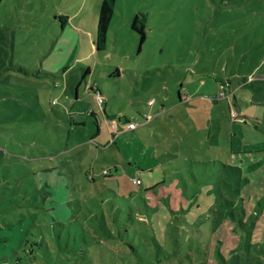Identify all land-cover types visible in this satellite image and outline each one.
<instances>
[{"label":"rangeland","instance_id":"rangeland-1","mask_svg":"<svg viewBox=\"0 0 264 264\" xmlns=\"http://www.w3.org/2000/svg\"><path fill=\"white\" fill-rule=\"evenodd\" d=\"M100 3L0 0V264H115L118 259L113 256L124 251L103 243L114 255L88 253L87 237L93 241L96 234L82 229L53 233L59 239L35 237L50 223L54 231L58 227L50 210L44 209V183L39 194L34 188L45 176L43 170L62 175L63 167L71 164L78 189L85 183L96 194L97 183L110 185L119 175L129 179L138 173L145 187L151 184L150 174L152 182L161 180L176 171L177 164L183 165L182 159L204 157L203 179L195 181L196 190L209 193L203 199L211 209L203 214L214 215V208L224 215L238 201L243 176L241 171H215L220 167L212 162L220 155L218 149L249 150L264 163V0H116L106 50L95 52ZM59 15L69 16L63 29ZM136 15L144 18L146 37L141 45L131 27ZM200 73L211 79L194 76ZM233 93L236 115L231 117L228 98ZM161 107L167 113L155 119ZM142 109L144 116L138 114ZM123 117L132 118L136 127L125 130ZM71 121L84 124L75 129ZM83 152L90 155L80 159ZM126 157L139 162L140 169H126ZM115 161L120 167L115 177L99 176ZM148 161L159 171L143 172ZM6 166L15 174L11 192L2 185ZM84 169H92L94 181L87 182ZM18 212L21 223L15 220ZM262 212L260 204L250 215L259 218ZM135 215L125 225L145 240L149 225ZM205 220L203 215L207 232L211 221ZM197 223L198 219L189 233ZM120 227L113 226L114 231ZM231 229L236 233L233 229L238 227ZM130 233L122 235L123 240H132ZM160 253L155 258L143 250L136 264H167ZM183 254L179 251L173 262L181 257L187 264Z\"/></svg>","mask_w":264,"mask_h":264},{"label":"trees","instance_id":"trees-1","mask_svg":"<svg viewBox=\"0 0 264 264\" xmlns=\"http://www.w3.org/2000/svg\"><path fill=\"white\" fill-rule=\"evenodd\" d=\"M115 6L116 0H101L93 39L95 52L106 50L107 33ZM58 19L62 29L65 28L69 16L59 15ZM143 21L144 18L140 20L139 16L136 15L131 24L132 29L139 35L140 45L146 37ZM24 71L29 73L26 69ZM115 74L120 76L118 68ZM200 74L194 76L211 79L208 73ZM236 98L235 93L228 98L231 101L228 102L231 117L236 115L232 107L236 104ZM90 114L95 115L93 112ZM124 122L127 124L131 121L124 118ZM97 123L95 120L96 126H98ZM83 124L82 122L71 121L70 125ZM212 136H214L213 133ZM218 150L220 155H217L212 161L214 165L220 164L218 169L214 167L215 171L224 175L229 171L236 174L241 171L243 176L240 178L242 183H238V201L232 205V208L227 209L224 215L219 213V209L214 208L211 210L214 211V215L203 214L205 210L211 209V205L208 206V200L203 199V195H209V193H206L201 187L196 190L195 181H202L203 179L205 173L203 164L206 163V160H203L204 157H194L195 159L186 162L183 170L181 168L169 177L164 179L161 177V180L153 181L149 186H141V188L134 187L133 181V185L131 182L126 184L129 181H121L122 176L119 175L109 183L110 185L103 183V181L97 183L96 194H92L93 191L89 190L85 183H82L78 189L75 177H72L74 174H72L71 164H66L63 169L66 173L69 172L70 176H67L63 169V176L60 173L51 174V172L43 170L45 176L40 182L36 181L37 186L35 185L34 188H36L37 194L42 191L40 183L43 182L47 189L44 194V209L50 210L48 215L52 217V221L58 227L57 231H54L53 224L50 223L51 229L47 227L45 232H38L35 237H39L41 240H44L45 236L49 239H59L60 235L53 233L59 234L62 232L61 229H65L68 234L79 233L82 229L88 235L96 234L93 241L87 237L90 244L88 253L98 254L102 258L105 256H102L101 253L114 255L111 247H103V243H112V246L123 248L124 251L120 253V257L113 256L118 259L115 264H136L140 259L139 253L143 250H146L147 254L152 253L153 255L158 252H161L160 255L164 253L163 261L167 264H176V261L177 264L179 261L180 264H186V261L183 262L181 257L173 262L179 251L186 254L187 264H245L247 261L264 264V226L263 228L260 226L264 223V212L259 218L257 215L255 217L250 215L253 214V208L260 206V204L264 207V166L262 167L264 163L257 161L258 155L249 150L236 152L224 148ZM223 154L227 155L224 159L220 158ZM261 156L264 157V154ZM3 168L5 170L2 173L4 179L2 185L6 186L10 192L14 191L15 182L12 183L11 178L15 174L8 166ZM92 173L89 170L81 172L87 182L95 180ZM116 173L118 171L114 168L112 170L107 169L105 172L102 171L99 176L113 178L114 175H117ZM149 177L152 181L151 175ZM167 179L168 183H166ZM243 181L247 185L243 184ZM211 184V193L216 195L215 186L212 182ZM30 185L28 186L29 189L32 188ZM16 190L19 191L20 188ZM135 212L149 225L144 232L145 240L125 225L126 220L134 221ZM203 215H205L206 220L211 221L207 222L209 226L207 232L202 228L205 226L201 222ZM21 219L22 217L18 212L15 220L17 223H21ZM196 219L199 221L197 223L198 228L189 233L188 229L191 226H196L194 224ZM115 225L121 227L114 231L113 226ZM234 225L238 227L237 230L233 229L236 233L231 229ZM121 230L124 232L122 233ZM129 232H131L132 240H123L122 235L129 234ZM198 236L205 237L208 245H204L205 241ZM150 242L152 243L151 246ZM179 243L182 246L179 247ZM139 244L140 246H138ZM193 245H201L205 248L194 247ZM236 249L242 250L243 255H239ZM34 252V250L31 251V254ZM216 255L218 260H215L214 256ZM36 257L35 254L31 256V259ZM146 261H150V258L148 257ZM160 262H162L161 258Z\"/></svg>","mask_w":264,"mask_h":264},{"label":"crops","instance_id":"crops-1","mask_svg":"<svg viewBox=\"0 0 264 264\" xmlns=\"http://www.w3.org/2000/svg\"><path fill=\"white\" fill-rule=\"evenodd\" d=\"M183 87H181V89H182ZM178 101H182L183 100V95H182V93L181 92H179L178 93ZM162 112H164V113H167V111L164 109V108H162L161 107V109L159 110V112H157V113H155V115L154 116H156L155 117V119H157V116H158V114L159 113H162ZM139 115H141V116H144L145 115V113H144V110L142 109L141 110V112L140 113H138ZM171 115H172V117L174 118L175 117V114L174 113H171ZM118 118H121V117H118ZM123 118H127V117H123ZM128 119V118H127ZM128 120H130L131 122H133V119L132 118H130V119H128ZM82 123H84V122H82ZM124 123V122H123ZM98 124V123H97ZM124 125H125V130H127V124H125L124 123ZM97 128H99L100 129V127H99V124H98V126H97ZM75 129H77V126L75 127ZM98 130V129H97ZM99 133H100V130H99V132H97V135H99ZM211 134H212V132H211ZM116 137H117V135H116ZM114 143L116 142V138L114 139V141H113ZM119 144V143H118ZM118 149H120L121 151H125V150H123L122 148H118ZM83 153H85V154H82V156H81V158L80 159H83L84 157H87L88 155H90L89 153H87V152H83ZM126 156V155H125ZM127 158V157H126ZM192 159H195L194 157L192 158ZM203 160H205V159H203ZM125 161H128L129 162V164H127V167H126V169H130V168H139L140 169V167H138L137 165L139 164V162H136V161H133V160H131V159H126ZM189 161H191V160H186V159H182L181 160V162H183V165H179L178 166V164H177V169H176V171H174V172H171V174L172 173H175V172H177L178 170H180L181 168H182V170L185 168V164H186V162H189ZM260 163H262V161H259ZM118 161H115V163L113 164V166H112V168L111 169H115V170H117L118 172L120 171V167L118 166ZM109 169L108 170H111L110 169V167H108ZM85 171H87V170H89V172H93L92 171V169H84ZM84 170H82V171H84ZM141 170H143V172H145V173H149V172H155V171H159V167H158V165H156L155 163L153 164V162H150L149 163V161L146 163V165L145 164H143V168H141ZM162 171H164L163 169H161ZM106 170L105 169H103V172H105ZM125 173H127V171L125 172ZM94 174V172L92 173V175ZM150 175H152V174H150ZM149 175V176H150ZM139 178L140 180H141V185H140V187L139 186H135V185H133L132 184V180H133V178ZM150 178V177H149ZM120 180L121 181H129L128 183H126V184H130V182H131V184L134 186V187H136V188H141V186H143V184H144V182H143V180H142V178H141V175H139L138 173H135L132 177H130L129 179H127V178H124V177H121L120 178ZM156 181H158V180H156ZM152 182V181H151Z\"/></svg>","mask_w":264,"mask_h":264},{"label":"built area","instance_id":"built-area-1","mask_svg":"<svg viewBox=\"0 0 264 264\" xmlns=\"http://www.w3.org/2000/svg\"><path fill=\"white\" fill-rule=\"evenodd\" d=\"M136 127V124L134 122H129L127 124V129L133 130ZM113 128V126H112ZM133 183L136 184V186H140L141 185V180L139 178H134Z\"/></svg>","mask_w":264,"mask_h":264},{"label":"clouds","instance_id":"clouds-1","mask_svg":"<svg viewBox=\"0 0 264 264\" xmlns=\"http://www.w3.org/2000/svg\"><path fill=\"white\" fill-rule=\"evenodd\" d=\"M128 124V123H127Z\"/></svg>","mask_w":264,"mask_h":264}]
</instances>
